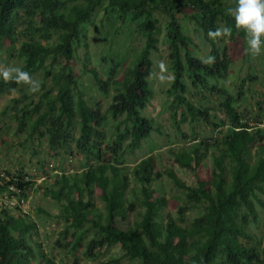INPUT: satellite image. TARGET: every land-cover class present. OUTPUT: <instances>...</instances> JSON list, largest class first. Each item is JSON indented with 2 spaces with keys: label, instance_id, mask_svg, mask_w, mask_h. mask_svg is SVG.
<instances>
[{
  "label": "trees",
  "instance_id": "1",
  "mask_svg": "<svg viewBox=\"0 0 264 264\" xmlns=\"http://www.w3.org/2000/svg\"><path fill=\"white\" fill-rule=\"evenodd\" d=\"M104 5L107 13L130 20L145 37L142 52L121 79L104 81L96 69H88L102 93L114 92L108 114L119 124L111 139L105 131L108 115L89 105L78 89L73 69L83 26ZM234 6L235 0H78L72 6L64 0H0V59L7 47L19 44L24 26L25 39L20 44L23 70L32 78L41 72L46 73L45 79L54 75V86L45 89L33 106L19 109L23 99H13L9 110L21 114L17 117L20 130L29 128L31 137L40 133L48 138L50 149L58 156L75 143L78 154L91 163L81 175L47 176L43 185L24 169L0 171V264H58L36 241L38 225L30 214L4 204L9 198H29L35 191L58 202L60 218L66 223L61 236L70 239L74 254L87 243L84 255L89 260L119 246L124 258L134 264H264V243L254 244L249 232L252 222L258 221L257 203L263 204L264 127L249 123L240 112L247 81H242L238 94L220 86L232 61L228 51L222 53L219 48V37L208 36L209 31L230 26L231 38L244 39L228 13ZM158 14L168 18L174 75L168 92L173 98L172 119L176 125L203 120L217 129L218 137L175 151L169 169L160 170L154 156L130 169L125 155L133 154L159 131L155 120L143 114L154 97L150 80L152 56L159 51ZM180 14L203 33L211 46V63L195 55ZM56 67L60 71L54 74ZM190 84L218 96L215 107L203 109L190 101ZM22 86L0 78V97L12 96L9 89L17 92ZM260 109L261 118L264 106ZM210 150L214 151L210 178L189 186L176 168L195 173ZM165 178L186 197L185 204L175 208L176 217L163 216L170 205L163 194ZM96 195L104 203V211L97 207ZM202 207L205 213L186 225L188 212ZM139 208L142 212L135 225L120 229L119 220H127ZM112 264H120V260Z\"/></svg>",
  "mask_w": 264,
  "mask_h": 264
},
{
  "label": "rangeland",
  "instance_id": "2",
  "mask_svg": "<svg viewBox=\"0 0 264 264\" xmlns=\"http://www.w3.org/2000/svg\"><path fill=\"white\" fill-rule=\"evenodd\" d=\"M69 5H74L78 0H64ZM107 5L101 7L93 16L91 22L84 24L82 37L77 45L76 58L73 63L75 77L78 81V89L83 92L93 108L99 107L104 114L108 115L109 122L105 131L111 139L116 132L119 123L114 122L108 111L112 105L114 92L105 95L98 88L94 77L88 69H96L104 81H115L121 79L128 68L142 52L145 45V37L141 30L135 28L130 21L120 20L111 11L107 13ZM159 27V51L152 56L154 62V74L150 80L154 97L148 108L144 111V117L155 120L159 131L153 134L142 143V147L133 154L125 155L126 167L133 169L148 157L154 156L160 170L169 169L172 166L173 153L182 149L193 147L197 142H210L218 137L217 129L201 120L189 122L184 125H176L172 119V102L168 94L173 84V69L171 62V47L168 41V18L158 14ZM184 33L193 40V51L203 61L211 57V46L206 42L203 33L185 15H179ZM25 27L21 26L19 44L15 47H7L0 59V68L20 67L24 63L20 58V44L25 39ZM44 42V41H43ZM45 43V42H44ZM217 43L222 53L228 51L232 65L227 78L221 81V87H227L231 93L238 94L242 81H247L245 95L239 103L240 112L249 123L264 124V115H261L260 107L264 106V53L252 57L246 52L245 40L240 37H219ZM163 65V67H161ZM51 69V68H50ZM54 74L60 71L59 67L52 69ZM46 73L41 72L33 77L39 81L40 90L31 93L27 86L23 85L20 91L12 96L0 97V171L18 173L25 170L29 173L38 185L46 183L47 176L55 179L56 176L81 175L91 165L85 158L78 154L75 143L67 150L61 151L59 156L52 151L48 138L40 133L30 136L31 129L21 131V124L18 121L17 111L9 110L14 105L13 99H23L22 104L17 107L25 109L39 102L46 90L54 86V75L45 79ZM251 78L253 80H251ZM9 81V80H8ZM26 97V98H25ZM188 99L203 109H213L218 96L209 93L204 89L195 88L190 84ZM5 113V114H3ZM219 116V114H216ZM191 121V119H190ZM125 125L122 126V129ZM46 132L45 129L42 130ZM79 136L77 131L76 137ZM110 141V140H109ZM207 153L202 166L195 173L182 170L179 167L176 171L180 178L189 186L195 187L200 179L208 180L212 174V153ZM256 149H253V153ZM204 153H206L204 151ZM111 157V155H109ZM51 165H54L52 168ZM163 194L169 200V207L164 210L163 216L176 217V207L184 205L186 197L168 178L164 179ZM134 185H132L133 188ZM263 204L257 203L258 221H253L249 227L250 235L254 244L264 243V195H260ZM97 207L105 210L102 200L96 195ZM28 212L32 220L38 225L37 242L44 250L56 260L58 264H112L120 260V264H134L124 258V252L119 246L107 248L99 258L89 260L85 257V247L77 253H72L70 239H65L61 233L66 223L60 218L61 206L51 198L45 197L43 191H35L29 198ZM42 210L43 212H39ZM139 208L136 213L127 220H119L118 227L127 230L134 226L141 213ZM205 213L204 208L189 211L186 217V225ZM60 241V242H59ZM70 245V246H69Z\"/></svg>",
  "mask_w": 264,
  "mask_h": 264
},
{
  "label": "clouds",
  "instance_id": "3",
  "mask_svg": "<svg viewBox=\"0 0 264 264\" xmlns=\"http://www.w3.org/2000/svg\"><path fill=\"white\" fill-rule=\"evenodd\" d=\"M228 13L234 19L235 28L244 34L246 52L252 57L264 53V0H235V6L229 8ZM232 31V27L223 26L215 31H209L208 36L230 37ZM212 60L213 58L209 57L207 62L211 63ZM0 78L5 81L12 80L17 85H26L31 93L40 90L39 81L34 80L28 71L20 67L0 68ZM9 91L15 94L16 89L12 88Z\"/></svg>",
  "mask_w": 264,
  "mask_h": 264
},
{
  "label": "built area",
  "instance_id": "4",
  "mask_svg": "<svg viewBox=\"0 0 264 264\" xmlns=\"http://www.w3.org/2000/svg\"><path fill=\"white\" fill-rule=\"evenodd\" d=\"M259 125L264 127V124H259ZM51 166H52V168H54V165H51ZM11 191L18 193V190L15 187H11ZM29 198H30V196H29ZM29 198H26V197H22L20 199H18V198L10 199L9 198V199L4 201V204H5V207H7L9 209L19 208L23 212L29 213L28 212Z\"/></svg>",
  "mask_w": 264,
  "mask_h": 264
}]
</instances>
